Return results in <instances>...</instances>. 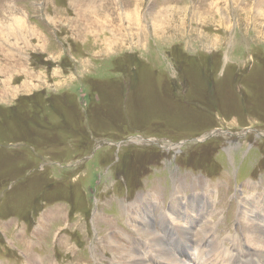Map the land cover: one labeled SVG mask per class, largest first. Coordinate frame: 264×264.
Here are the masks:
<instances>
[{"label":"rangeland","instance_id":"374dc122","mask_svg":"<svg viewBox=\"0 0 264 264\" xmlns=\"http://www.w3.org/2000/svg\"><path fill=\"white\" fill-rule=\"evenodd\" d=\"M81 1L0 0V264H230L264 229V0Z\"/></svg>","mask_w":264,"mask_h":264},{"label":"bare ground","instance_id":"6f19581e","mask_svg":"<svg viewBox=\"0 0 264 264\" xmlns=\"http://www.w3.org/2000/svg\"><path fill=\"white\" fill-rule=\"evenodd\" d=\"M78 2H82L81 0H77ZM89 4H90V7H89V12L90 10L92 9H95V8H92L91 6H95V3L94 2H91V0H86ZM85 1V3H86ZM103 1V0H102ZM143 0H141L139 3H135V5L131 4V5H124L126 6L127 8L124 9L123 11L125 13L121 14V15H128V20H130L131 16L133 15H139V12L138 11H141V9H139V5L142 3ZM108 2V1H107ZM106 2V3H107ZM115 2H119L118 0H116ZM83 3V2H82ZM84 3V4H85ZM124 4V2H123ZM122 4V5H123ZM130 4V3H129ZM84 7V6H83ZM116 7V6H115ZM84 9V8H83ZM86 9V8H85ZM115 9V8H114ZM113 9V10H114ZM82 10V9H81ZM179 10V11H178ZM183 10H186V7L184 9H182L181 7H173V6H165L162 10H159L158 13H156L155 15H177L178 12H180L181 14L184 13ZM83 11V10H82ZM108 11V10H107ZM153 11V10H152ZM86 12V11H85ZM111 12V10H110ZM81 13V12H80ZM95 13V12H94ZM113 13V12H112ZM177 13V14H176ZM93 14V12H92ZM208 14V13H207ZM106 15V14H105ZM143 15V13H142ZM144 15H150V14H147V13H144ZM153 15V14H152ZM209 15V14H208ZM162 16H159V19L161 18ZM163 18V17H162ZM167 18V16L165 17ZM134 19V18H131V20ZM137 20H138V23H137ZM164 20V19H163ZM167 20V19H166ZM165 20V24H174V21H172V18L166 22ZM211 20V19H210ZM106 21H110L109 18H107ZM161 21V19H160ZM137 23L136 26H138L139 24V16L137 18H135V21ZM133 22V23H134ZM164 22V21H163ZM109 23V22H108ZM133 23H130V25H132ZM97 24V23H96ZM95 24V25H96ZM103 24V23H101ZM88 25H93L94 26V23H91V21L88 23ZM157 28L156 29H159L158 31H163V32H166L165 30V27L166 25L163 27L162 23L160 22V24H157ZM97 26V25H96ZM95 27V26H94ZM132 27V26H131ZM172 26H170L171 28ZM138 29V27L135 28V30L133 31L134 33L136 32V30ZM131 30V29H130ZM140 31V30H139ZM138 31V32H139ZM156 31V33L158 32ZM96 34V33H95ZM138 35V34H137ZM140 36V35H139ZM247 210V211H246ZM246 213L243 215L242 213V217H244L247 221V219L249 217H251V219H249L250 221L244 226L243 224V232L245 234L244 237H246V240L253 245V246H245L246 249H248L245 253L243 254H238L237 256L235 255V258L234 260L230 263V264H264V229L259 226V224H261V220L262 218H258L255 216L252 218V215L250 216L249 214V209L246 208ZM248 217V218H247ZM255 218V219H254ZM162 219V218H161ZM258 219V220H256ZM179 220V219H178ZM166 223V222H165ZM164 223V225H165ZM224 226V225H223ZM175 228V227H174ZM176 231H178V233L180 234V238L182 241H184L189 247H191V241H190V231L188 229V227L184 226V224H181V226L178 227V229H176ZM209 232V231H208ZM150 234V233H149ZM152 234V233H151ZM145 235V234H144ZM210 233L208 234H204V239L202 240L203 241H206L207 244H203L204 247L203 249L205 250H202L201 252L203 254L206 255L207 257V253H212V252H215L216 249L218 248V243L217 241H215L214 239L210 238L209 237ZM151 236V235H150ZM150 238V237H149ZM151 240V239H150ZM177 240V239H176ZM218 240V239H216ZM151 246L155 249V250H158V255L157 257L159 259H161L162 261H165L166 263H163L161 262V264H172V263H169V262H172V261H175V258L176 257L172 252L170 253V251L168 250V248L166 246H164L165 244V241L162 237L160 236H155L151 242ZM190 244V245H189ZM198 247V246H197ZM249 247V248H248ZM187 248V247H185ZM255 248V249H254ZM189 249H187V252H188ZM182 252L185 253V250H184V247L182 248ZM256 252V254H255ZM149 253V252H148ZM189 253V252H188ZM189 257L191 256L190 254H188ZM156 256V255H155ZM189 257H186L187 260L183 259V260H179V262H181V264H208L206 263V259L205 258L204 260L201 258V260H203L201 263H196V258L194 256H191V260L189 259ZM197 257V256H196ZM254 257H257V258H254ZM155 258V257H154ZM177 258V257H176ZM158 259V260H159ZM260 259H263V260H260ZM200 260V259H199ZM139 263L140 262H143L144 259L142 258H138L137 260ZM175 263V262H174ZM173 263V264H174ZM176 264V263H175ZM224 264V262H223Z\"/></svg>","mask_w":264,"mask_h":264}]
</instances>
